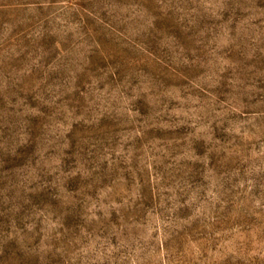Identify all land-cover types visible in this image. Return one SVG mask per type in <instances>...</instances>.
Segmentation results:
<instances>
[{"label": "rangeland", "instance_id": "374dc122", "mask_svg": "<svg viewBox=\"0 0 264 264\" xmlns=\"http://www.w3.org/2000/svg\"><path fill=\"white\" fill-rule=\"evenodd\" d=\"M0 264H264V0H0Z\"/></svg>", "mask_w": 264, "mask_h": 264}]
</instances>
